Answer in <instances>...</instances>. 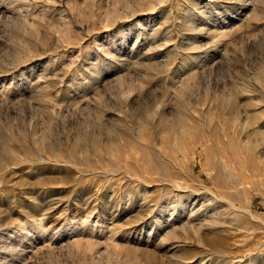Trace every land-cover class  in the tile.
<instances>
[{
	"label": "rangeland",
	"instance_id": "obj_1",
	"mask_svg": "<svg viewBox=\"0 0 264 264\" xmlns=\"http://www.w3.org/2000/svg\"><path fill=\"white\" fill-rule=\"evenodd\" d=\"M0 264H264V0H0Z\"/></svg>",
	"mask_w": 264,
	"mask_h": 264
},
{
	"label": "bare ground",
	"instance_id": "obj_2",
	"mask_svg": "<svg viewBox=\"0 0 264 264\" xmlns=\"http://www.w3.org/2000/svg\"><path fill=\"white\" fill-rule=\"evenodd\" d=\"M18 257H19V256H18ZM18 257H17V258H18ZM14 260H15V259H14ZM12 261H13V260H12Z\"/></svg>",
	"mask_w": 264,
	"mask_h": 264
}]
</instances>
